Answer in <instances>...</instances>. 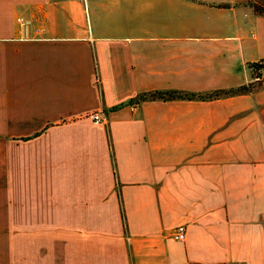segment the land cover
Listing matches in <instances>:
<instances>
[{
    "label": "crops",
    "instance_id": "crops-1",
    "mask_svg": "<svg viewBox=\"0 0 264 264\" xmlns=\"http://www.w3.org/2000/svg\"><path fill=\"white\" fill-rule=\"evenodd\" d=\"M261 60L247 0H0L2 241L24 264H264V86L139 100Z\"/></svg>",
    "mask_w": 264,
    "mask_h": 264
},
{
    "label": "trees",
    "instance_id": "trees-1",
    "mask_svg": "<svg viewBox=\"0 0 264 264\" xmlns=\"http://www.w3.org/2000/svg\"><path fill=\"white\" fill-rule=\"evenodd\" d=\"M254 12L257 15L264 16V5H251ZM252 79L261 77L262 82H255L251 83L247 86L240 87L234 90H220L213 92L211 94L195 96L193 94L183 93V92H154L147 95H142L139 97V100H174V99H203V100H210V99H219L222 97L234 96L239 94H245L251 92L253 89L258 87L264 86V69L257 63H253L249 65Z\"/></svg>",
    "mask_w": 264,
    "mask_h": 264
},
{
    "label": "rangeland",
    "instance_id": "rangeland-1",
    "mask_svg": "<svg viewBox=\"0 0 264 264\" xmlns=\"http://www.w3.org/2000/svg\"><path fill=\"white\" fill-rule=\"evenodd\" d=\"M247 2L250 5H264V0H247ZM2 205L0 203V264H24L21 237L18 239L16 234V240L13 243L2 241L5 239L8 229L6 226V211Z\"/></svg>",
    "mask_w": 264,
    "mask_h": 264
},
{
    "label": "built area",
    "instance_id": "built-area-1",
    "mask_svg": "<svg viewBox=\"0 0 264 264\" xmlns=\"http://www.w3.org/2000/svg\"><path fill=\"white\" fill-rule=\"evenodd\" d=\"M88 1H90V0H82L85 8L87 6ZM258 64L264 69V60L259 61ZM255 82H262V78L258 77V78L253 79L252 83H255ZM89 118L95 124H103V123H105V118L103 116V112L92 113V114L89 115ZM173 238L176 241L183 242L185 240V238H186V228L184 226L176 227V229L174 230V233H173Z\"/></svg>",
    "mask_w": 264,
    "mask_h": 264
}]
</instances>
